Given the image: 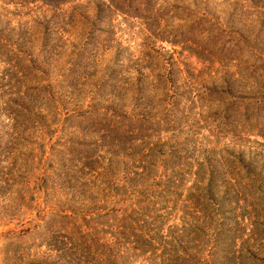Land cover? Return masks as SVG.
Listing matches in <instances>:
<instances>
[{
    "label": "rangeland",
    "instance_id": "obj_1",
    "mask_svg": "<svg viewBox=\"0 0 264 264\" xmlns=\"http://www.w3.org/2000/svg\"><path fill=\"white\" fill-rule=\"evenodd\" d=\"M0 264H264V0H0Z\"/></svg>",
    "mask_w": 264,
    "mask_h": 264
},
{
    "label": "trees",
    "instance_id": "obj_2",
    "mask_svg": "<svg viewBox=\"0 0 264 264\" xmlns=\"http://www.w3.org/2000/svg\"><path fill=\"white\" fill-rule=\"evenodd\" d=\"M48 23L49 22L47 21V24ZM46 26H47V28H49L48 25H46ZM116 66H117V64H116ZM114 67L115 66L111 67L110 71H112ZM103 81L106 82V79H103ZM71 115H72V117H76V118L84 119V120H91L92 119L91 121H95L97 119H104V120L106 119L107 121H111L112 120L111 117L110 118H107V116H110V115H106V110L104 111V114H103V111H98L97 108H95V107H93V108L92 107L91 108H87L86 110H84L82 112H78V113L71 114ZM117 116H119V114L116 115L113 118H116ZM124 117L127 119V120H125V124H124V125H126L125 131H127L128 133H130L129 130H130V128L132 129V126H133L132 124L135 123V122H137V121H139L140 118L137 119V117H135L134 115H124ZM119 119H122V118H119ZM97 140L96 139H89L87 141H79V140H76V139H72L71 138L69 140H66V142L68 141V143L72 147H74V148L77 149L78 155L83 160H87L89 158L91 152L94 151L93 149H94V146H95ZM68 165L70 166V163L66 164L65 165L66 168H63V169H67L68 168ZM208 174H209V179H208V183H207V188H209L210 182H211V179H212L211 178L210 171H209ZM206 196L209 197V193L206 194Z\"/></svg>",
    "mask_w": 264,
    "mask_h": 264
}]
</instances>
